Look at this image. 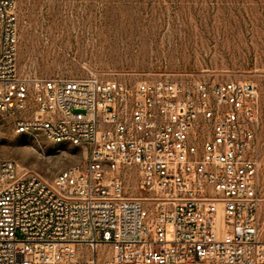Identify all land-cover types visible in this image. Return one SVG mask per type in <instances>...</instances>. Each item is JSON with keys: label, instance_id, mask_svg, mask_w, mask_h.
Wrapping results in <instances>:
<instances>
[{"label": "built area", "instance_id": "obj_1", "mask_svg": "<svg viewBox=\"0 0 264 264\" xmlns=\"http://www.w3.org/2000/svg\"><path fill=\"white\" fill-rule=\"evenodd\" d=\"M16 3L0 0V116L86 156L51 184L0 159V264H264L257 86L24 76Z\"/></svg>", "mask_w": 264, "mask_h": 264}, {"label": "rangeland", "instance_id": "obj_2", "mask_svg": "<svg viewBox=\"0 0 264 264\" xmlns=\"http://www.w3.org/2000/svg\"><path fill=\"white\" fill-rule=\"evenodd\" d=\"M20 74L136 84L145 80L250 81L260 100L264 240V0H17ZM85 150L43 134L17 135L0 116V159L51 184ZM138 196L133 184L127 191Z\"/></svg>", "mask_w": 264, "mask_h": 264}]
</instances>
